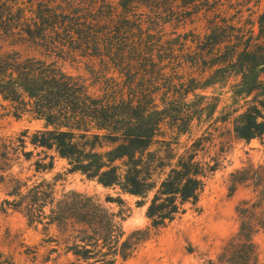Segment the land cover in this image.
<instances>
[{
	"label": "trees",
	"instance_id": "1",
	"mask_svg": "<svg viewBox=\"0 0 264 264\" xmlns=\"http://www.w3.org/2000/svg\"><path fill=\"white\" fill-rule=\"evenodd\" d=\"M239 1L0 0V33L37 44L47 56L97 61L105 71L102 90L93 95L84 81L64 73L55 62L7 55L0 58V97L20 114L29 112L45 122L30 145L66 160L69 173L137 197L153 193L146 215L154 228L163 227L187 204L199 201L208 173L216 170L198 160L199 145L180 155L163 132L170 124L178 135L186 134L195 119L187 112L186 98L196 88L186 85V66H199L202 60L204 72L235 68L242 76L239 93L264 90V81L254 74L264 66V42L253 39L256 23L264 33V14L251 22V38L240 39L243 10L230 15ZM245 2L255 8L260 0ZM253 8L248 7L251 16L256 15ZM202 19L206 34L201 38L193 33L191 40L196 52H191L186 34L165 32L172 22L197 24ZM208 52L210 57L204 55ZM233 132L246 141L264 136V100L235 119ZM173 140L178 145V138ZM35 166L37 172L48 170L40 162ZM233 178L235 185L250 187L254 197L238 207L240 232L224 249L220 264H240L239 253L246 255L245 264H257L253 236L264 231V165L249 166ZM44 185L33 189L32 210L39 222L81 228L76 239L83 246H76V257L116 264L118 258L130 259L143 241L133 236L124 240L122 217L94 197L69 192L57 199L49 185L46 201ZM107 202L123 203L120 198Z\"/></svg>",
	"mask_w": 264,
	"mask_h": 264
},
{
	"label": "rangeland",
	"instance_id": "2",
	"mask_svg": "<svg viewBox=\"0 0 264 264\" xmlns=\"http://www.w3.org/2000/svg\"><path fill=\"white\" fill-rule=\"evenodd\" d=\"M245 1L234 2L230 15L235 14V9L243 10L240 39L248 40L252 36L251 22H258L259 16L264 14V0L255 8L253 3L247 6ZM248 7L253 8L255 16H251ZM206 26L204 19L197 24L172 22L166 25L165 32L170 36L186 34L191 52H196L198 46L191 41L193 33L203 38ZM253 30L255 43L264 42V33L257 23ZM7 55H15L21 61L55 62L64 73L84 81L91 94L99 95L102 90L105 71L97 61L47 56L37 44L0 33V58ZM204 55L210 57L211 54ZM200 62L199 66L187 65L184 70L186 85L196 88L186 98L187 112L195 117L189 131L178 135L172 125L165 124L163 132L166 141L172 142L180 155L194 144L199 145L198 160L216 170L208 173L199 201L187 204L184 212L160 228H154L146 215L153 193L145 198L137 197L119 188H104L80 173H69L66 160L52 151L30 145V138L45 129V122L29 112L20 114L14 105L0 97V264H99L95 259L85 261L74 255L76 246H83L76 239L80 227L58 226L50 224L48 219L39 222L38 213L32 210L36 208L33 189L42 182L46 185L42 188L43 200L48 201L49 185L54 188L57 199L69 192L94 197L110 213L122 217L124 240L130 236L135 240L143 239L130 259L118 258L116 264H220L224 260V249L240 232L238 207L254 197L250 187L235 185L233 175L249 166L264 165V136L250 141L239 139L233 132L234 122L248 108L264 100V90L241 94L238 85L242 76L237 75V69L230 68L228 73L226 70L215 73L217 68L204 72L207 65ZM254 74L264 81V66ZM111 75L113 72L108 77ZM192 78L197 82H192ZM175 137L178 145L173 140ZM158 148L156 145L153 150ZM28 153L32 156L26 157ZM51 157L54 165L50 169ZM37 162L48 170L37 172ZM108 198H120L123 203L107 202ZM44 212L48 217L50 206H46ZM253 243L257 264H264V231L253 236ZM239 255L243 258L239 259L240 264H245L246 255Z\"/></svg>",
	"mask_w": 264,
	"mask_h": 264
}]
</instances>
